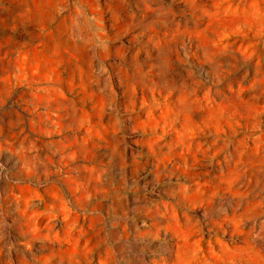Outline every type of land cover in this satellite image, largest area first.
I'll list each match as a JSON object with an SVG mask.
<instances>
[{
	"label": "rangeland",
	"instance_id": "rangeland-1",
	"mask_svg": "<svg viewBox=\"0 0 264 264\" xmlns=\"http://www.w3.org/2000/svg\"><path fill=\"white\" fill-rule=\"evenodd\" d=\"M0 264H264V0H0Z\"/></svg>",
	"mask_w": 264,
	"mask_h": 264
}]
</instances>
